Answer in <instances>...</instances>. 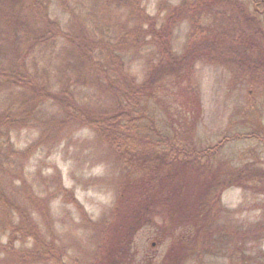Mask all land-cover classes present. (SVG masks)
<instances>
[{
    "label": "trees",
    "instance_id": "trees-1",
    "mask_svg": "<svg viewBox=\"0 0 264 264\" xmlns=\"http://www.w3.org/2000/svg\"><path fill=\"white\" fill-rule=\"evenodd\" d=\"M105 1V13L121 15L123 7L130 11L124 25L117 22L121 26L116 35L109 29L98 34L97 24L86 25L81 18L80 31L66 29L52 16L47 0H0V49L8 44L20 51V61L0 62V96L8 100L0 105V168L10 172L2 154L21 159L17 175L33 205L22 203L0 181L2 228L9 234L0 250L15 264H70L50 216L51 199L36 191L25 172V161L52 134L62 137L90 128L95 140L114 151L121 168L113 215L99 221L65 185L61 172L55 176L57 192L98 234L90 264H134L136 236L151 223L164 224L163 238L170 244L161 258L146 255L140 264H180L184 253L201 243L199 236L211 227L218 209L223 210L227 187L245 188L254 182L264 190V167L232 166L217 158L226 138L214 148L199 143L200 101L183 98L195 92L198 62L224 63L245 75L264 76V0H161L156 13L142 0ZM91 17L87 19L96 23ZM130 17L137 22L131 24ZM186 21L193 26L179 43L175 29ZM61 39L78 56L86 75L70 83L42 80L27 57L58 47ZM150 49L140 76L127 61ZM83 88L98 96L97 105L80 99L77 90ZM47 106L50 112L44 110ZM24 125L44 131L38 142L19 147L12 132ZM36 212L43 214V222ZM260 225L253 236L264 235V221Z\"/></svg>",
    "mask_w": 264,
    "mask_h": 264
},
{
    "label": "rangeland",
    "instance_id": "rangeland-1",
    "mask_svg": "<svg viewBox=\"0 0 264 264\" xmlns=\"http://www.w3.org/2000/svg\"><path fill=\"white\" fill-rule=\"evenodd\" d=\"M47 1L52 16L59 19L66 29L75 31L81 30V18L86 25L97 24L98 34L102 29L106 32L109 29L110 33L116 35L124 21L127 22L126 17L130 16L126 7L121 9V15L112 10L103 12L102 3L105 0ZM159 1L142 0L153 13L157 12ZM93 11L97 14H92ZM87 17L97 22L92 23ZM130 19L131 24L137 22L134 17ZM192 26L191 22L186 21L175 29L179 43L186 40ZM59 42L56 48H43L31 53L27 57L29 67L42 80L48 78L60 83L79 80L80 76L86 75L85 69L67 42L63 39ZM145 51L132 56V61H127L131 70L140 76L143 75L141 68L152 54L151 49ZM19 53L7 44L0 49V62L12 64L20 61ZM193 80L195 92L185 94L183 98L188 99L189 96L200 101L199 143L214 148L218 141L226 138L217 158L227 160L232 166L247 164L255 169L264 167V76L245 75L224 63L198 62ZM77 91L82 101L97 105L98 96L91 97V93L84 88ZM90 91L93 92L92 89ZM0 97L3 99L0 105L5 99L8 101L6 96ZM104 99L101 101L104 102ZM44 110L50 112L52 108L47 106ZM258 127H261L260 132ZM43 131V127L24 125L13 130L12 137L17 146L27 147L32 142H38ZM243 134L246 136L240 137ZM95 137V132L87 127L77 128L73 134L62 137L52 134L48 140L39 143L25 161L28 182L43 197L51 199L50 216L70 264L92 263L99 237L94 228L84 223L74 204L57 192L55 176L61 172L65 185L75 192L95 221L112 217L119 194L122 173L118 158L111 148L99 143ZM2 156L10 172L0 168V181L4 186L8 184L7 190H14L22 203L33 208L25 193L23 180L17 175L21 159L14 158L12 161ZM253 183L245 188L230 186L223 191V210L218 209L211 227L204 236H199L201 243L184 253L180 264H264V235L253 236L255 229H262L259 224L264 221V190ZM36 213L43 222V214ZM4 225L5 213L0 207V243L3 244L9 239L8 232L5 233L2 228ZM166 230L164 224L151 223L138 232L132 247L136 253L134 264H140L146 255L161 258L170 244L167 237L163 238ZM0 264L15 263L9 253L0 250Z\"/></svg>",
    "mask_w": 264,
    "mask_h": 264
}]
</instances>
